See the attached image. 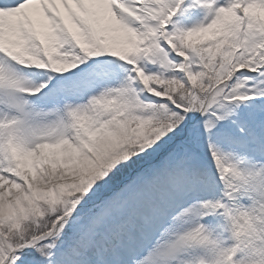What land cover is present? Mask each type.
<instances>
[{"label":"snow or ice","instance_id":"6c2138e0","mask_svg":"<svg viewBox=\"0 0 264 264\" xmlns=\"http://www.w3.org/2000/svg\"><path fill=\"white\" fill-rule=\"evenodd\" d=\"M0 264H264V0H0Z\"/></svg>","mask_w":264,"mask_h":264}]
</instances>
